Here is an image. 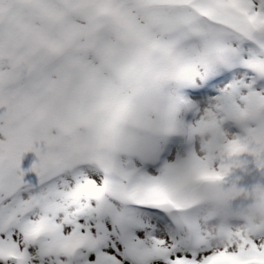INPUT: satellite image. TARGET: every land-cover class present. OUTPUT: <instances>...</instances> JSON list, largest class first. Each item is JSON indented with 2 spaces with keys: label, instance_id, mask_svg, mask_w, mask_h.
Instances as JSON below:
<instances>
[{
  "label": "snow or ice",
  "instance_id": "1",
  "mask_svg": "<svg viewBox=\"0 0 264 264\" xmlns=\"http://www.w3.org/2000/svg\"><path fill=\"white\" fill-rule=\"evenodd\" d=\"M35 3L40 23L25 24L23 34L47 55L26 69L31 75L25 78L24 59L10 53L8 65L0 63V85L5 80L14 82L10 89L14 95L42 82L58 84L66 76V67L51 61L63 53L65 41L78 34L87 45L102 41L77 94L73 115L78 123L125 110L132 103L131 90L141 84L147 70L116 58L101 31L106 24L129 39L150 40L151 23L194 25L201 14L236 30V37L223 39L212 29H198L207 35L217 59H223L225 47L238 54L237 62L243 67L235 72H244L256 63L254 57L264 56V50L257 53L248 43V26L264 27V0H145L183 5L191 11L168 15L153 10L143 18L128 0H90L91 6L78 9L75 17L68 16L61 0ZM53 29L62 30L63 38L53 35ZM215 72L222 74L209 79L207 87L224 83L233 74L219 66L210 73ZM247 73L216 100L235 107L237 96L253 78ZM180 99L196 107L187 96ZM46 116L45 111L37 114V118ZM200 123L194 121L193 130ZM0 132V157H7L6 163L0 162V264H264V225L216 228L196 212L200 185L223 181L238 166L235 162L222 159L211 167L195 152L184 159L174 148L169 151L172 145L163 150L158 144H141L136 133L126 130L124 143L142 154L112 165L83 146L45 151L27 134ZM57 140L42 130L41 144L53 146ZM227 147L230 154L242 150L239 140ZM26 152L34 154L28 166ZM258 164L264 168V161ZM185 210L194 214L177 215Z\"/></svg>",
  "mask_w": 264,
  "mask_h": 264
},
{
  "label": "clouds",
  "instance_id": "2",
  "mask_svg": "<svg viewBox=\"0 0 264 264\" xmlns=\"http://www.w3.org/2000/svg\"><path fill=\"white\" fill-rule=\"evenodd\" d=\"M128 2L141 18L153 10L168 15L191 11L183 5L148 4L145 0ZM61 6L66 8L68 16L75 17L79 15L78 9H87L91 5L90 0H61ZM36 7L35 0H0V63L7 66L10 53L23 58L25 78L31 75L26 69L47 55L23 34L25 24L40 23ZM204 28L214 30L223 39L237 36L236 30L229 25L201 14L196 15L194 25L151 23L150 40L129 39L110 23L106 24L101 31L106 34L116 58H126L130 64L147 70L141 84L131 90L132 103L125 110L118 114H102L91 123L76 122L73 108L86 69L100 54L102 41L87 45L82 34L72 36L65 41L63 53L51 61L66 67V76L58 84L42 82L28 92L14 95L10 92L15 87L14 82L5 80L0 85V130L27 134L45 151L83 146L96 158H106L112 165L142 154L139 148L124 143L126 130L136 133L141 144H158L163 150L175 138L181 137L188 146L181 154L184 159L195 152L211 167H217L222 159L235 162L238 166L231 169L230 176L236 168L247 172L250 157L256 168L264 173V168L258 164V161H264V91L255 86L264 80V65L261 64L264 56L254 57L256 63L247 66L253 78L250 86L237 96L235 107L226 101L214 100L190 108L180 99L194 77L210 73L217 66L233 71L238 64V54L227 47L223 50V59H217L207 44V35L198 30ZM51 32L57 38H63L62 30ZM248 43L257 53L264 50V27L249 25ZM40 111L47 113L46 118H37ZM192 113L198 114L195 121H201L195 130L194 120L190 118ZM51 122L64 123L69 128L61 129ZM42 130L58 138L55 145L41 144ZM232 140H239L242 146L235 154H230L227 147ZM28 154L34 155L26 152L24 158ZM6 159V156L0 157V162L6 163ZM226 178L200 185L201 202L196 212L206 216L216 228L221 225H264V180L244 185L229 184ZM193 214L185 210L177 215L183 218Z\"/></svg>",
  "mask_w": 264,
  "mask_h": 264
},
{
  "label": "rangeland",
  "instance_id": "3",
  "mask_svg": "<svg viewBox=\"0 0 264 264\" xmlns=\"http://www.w3.org/2000/svg\"><path fill=\"white\" fill-rule=\"evenodd\" d=\"M241 67H243V65L239 64V68ZM220 74L222 73L220 72L207 73V74L201 73L199 76H196L193 78L192 82L190 83V87L193 89H200V88L205 89L207 86H203L204 83L209 79H215V77ZM247 76H248L247 70H245L244 72H239V73L236 72V74L234 75V78H230L221 84L212 85V89H210V93L204 96H201L202 94L198 95V96H201L199 98L197 97L200 106L211 103L212 101L216 100V97L220 96L222 93H227V91L231 89L234 84L238 83L240 79L245 78ZM207 89H209V87H207ZM262 90H264V87L262 88ZM170 145H172L173 147H170L169 150L172 151V149L174 148L175 154L184 153V148L181 146V143H178L177 139H175ZM30 162H31V154H28V156L25 158V162H24L25 166H28Z\"/></svg>",
  "mask_w": 264,
  "mask_h": 264
},
{
  "label": "bare ground",
  "instance_id": "4",
  "mask_svg": "<svg viewBox=\"0 0 264 264\" xmlns=\"http://www.w3.org/2000/svg\"><path fill=\"white\" fill-rule=\"evenodd\" d=\"M181 140L182 139H179L178 143H181L182 146L183 141ZM248 159L250 162L246 165L247 172L243 171L240 168L234 169L232 174L226 178L229 184L236 182L238 184L247 185V184H252L257 180H264V173L258 172L259 169L256 168L255 163L251 161L250 157Z\"/></svg>",
  "mask_w": 264,
  "mask_h": 264
}]
</instances>
